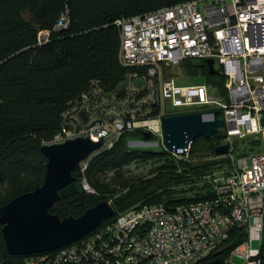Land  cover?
I'll list each match as a JSON object with an SVG mask.
<instances>
[{"label": "built area", "instance_id": "1", "mask_svg": "<svg viewBox=\"0 0 264 264\" xmlns=\"http://www.w3.org/2000/svg\"><path fill=\"white\" fill-rule=\"evenodd\" d=\"M68 23L64 10L54 30L65 29ZM113 24L119 33L120 66L144 70L141 76L126 77V90L130 97L143 94L129 102L109 101L98 95L92 83L80 104L63 115L69 116V122L48 145L86 137L91 142L102 139L103 150L123 133L138 131L162 146L160 119L165 117L162 104L166 102L173 115L209 117L217 112L224 126L221 145L227 147L226 154L217 158L228 160L229 167L205 177L209 200L172 208L160 204L131 208L83 239L29 257L25 264H202L235 227L245 240L220 264H228L232 255L243 264H259L264 151L234 154L231 140L252 137L264 148V0H188ZM47 37L46 31L38 33L37 44H44ZM185 60H212L213 69L223 78L222 93L204 82L178 84L161 78L162 68ZM138 78L142 84L135 89L131 81ZM153 109L156 112L151 115ZM83 111L88 113L85 124L78 115ZM96 120L101 124L88 127ZM189 147L171 155L186 160ZM88 159L79 165L78 183L83 192L92 193L83 178Z\"/></svg>", "mask_w": 264, "mask_h": 264}, {"label": "trees", "instance_id": "2", "mask_svg": "<svg viewBox=\"0 0 264 264\" xmlns=\"http://www.w3.org/2000/svg\"><path fill=\"white\" fill-rule=\"evenodd\" d=\"M184 1L188 0H0V206L41 185L45 159L39 148L48 145L69 122V116L63 115L80 104L92 83L98 95L109 101L137 100L143 94L130 97L126 86H121L127 76H141L144 70L118 63L119 33L113 23ZM64 10L69 23L56 31L54 26ZM42 31L48 32L47 41L38 45L37 35ZM178 67L184 78L210 84L222 93L223 78L218 70L208 74L204 61L185 60ZM78 115L85 124L88 113ZM128 141L143 139L138 131L123 133L110 148L94 153L83 172L92 193L59 199L48 213L77 218L105 201L113 215L102 226L142 205L172 208L209 200L204 177L229 167L228 160L213 153L223 141L220 133L193 140L186 160L175 159L162 146L158 151L128 148ZM252 146H260L259 141ZM250 148L238 155L251 152ZM132 164L149 169L144 175H133L128 169ZM244 240L242 230L233 228L219 250L202 264L213 260L220 264ZM33 256H9L0 232V264H25ZM257 259L264 264V217Z\"/></svg>", "mask_w": 264, "mask_h": 264}, {"label": "water", "instance_id": "3", "mask_svg": "<svg viewBox=\"0 0 264 264\" xmlns=\"http://www.w3.org/2000/svg\"><path fill=\"white\" fill-rule=\"evenodd\" d=\"M207 73L212 74L213 61L206 60ZM141 79L131 85L137 89ZM121 86H126L123 83ZM101 124L91 122L88 127ZM223 122L213 111L209 117L200 113L165 116L160 119L162 147L169 153H181L198 137L207 139L214 133L223 135ZM143 145H154L148 133L139 132ZM103 140L91 142L88 138L65 140L60 144L43 145L39 148L45 159V170L41 185L31 192L21 194L0 206V232L4 249L9 256L40 255L59 250L88 235L103 221L111 218L112 208L102 201L86 209L79 217L58 218L48 209L59 199L83 193L81 185L75 183L79 176V165L102 147ZM225 145L217 146L216 157L226 154ZM204 264H217L216 260Z\"/></svg>", "mask_w": 264, "mask_h": 264}, {"label": "rangeland", "instance_id": "4", "mask_svg": "<svg viewBox=\"0 0 264 264\" xmlns=\"http://www.w3.org/2000/svg\"><path fill=\"white\" fill-rule=\"evenodd\" d=\"M216 67L217 66L215 65L214 68H216ZM161 78L162 79L171 78L173 80H176V82L178 84H198L200 82L197 79H194L193 81H195V82H193L192 80H188L187 78H184L182 69H181V67H178V66H168L164 72L161 71ZM162 106L164 109L163 111L166 114L175 113V111L170 109V107L168 106V104L166 102H163ZM253 141H258V139H253L252 137L240 139V140L232 139L231 140V147L235 151L234 154H239V152L242 150H245V152H248L246 150H248L249 147H251L250 148L251 152L264 151V148L261 145L258 147L252 146ZM133 142H137L138 144L132 143V141H129L128 143H130V146H128V147L133 148V149H149L152 151H158L161 149L160 143L157 141H154V145H143L144 144L143 141H133ZM209 159H211V157L207 158V160H209ZM128 169L131 171V173L133 175H137V173H139L140 175H144V174H146L147 170L149 169V166L148 165L143 166V165L132 164L131 166H129ZM205 177H204V179H205ZM204 179H203V181H204ZM205 183H206V181H205ZM183 189H186V187H184ZM197 193H199V192H197ZM188 195H190V194H188ZM253 248H256L255 244L253 245ZM230 263H232V264H243V260L236 255H232L229 259L228 264H230Z\"/></svg>", "mask_w": 264, "mask_h": 264}, {"label": "flooded vegetation", "instance_id": "5", "mask_svg": "<svg viewBox=\"0 0 264 264\" xmlns=\"http://www.w3.org/2000/svg\"><path fill=\"white\" fill-rule=\"evenodd\" d=\"M75 183H78L77 181H75Z\"/></svg>", "mask_w": 264, "mask_h": 264}]
</instances>
